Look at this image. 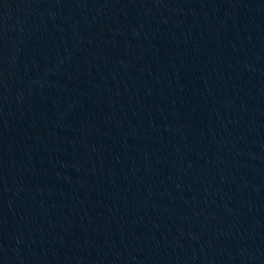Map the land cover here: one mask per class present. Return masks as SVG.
I'll return each instance as SVG.
<instances>
[{"label":"water","instance_id":"obj_1","mask_svg":"<svg viewBox=\"0 0 264 264\" xmlns=\"http://www.w3.org/2000/svg\"><path fill=\"white\" fill-rule=\"evenodd\" d=\"M0 264H264V0H0Z\"/></svg>","mask_w":264,"mask_h":264}]
</instances>
